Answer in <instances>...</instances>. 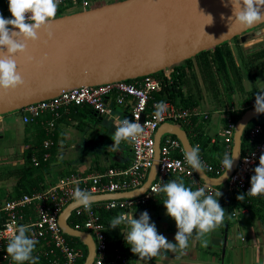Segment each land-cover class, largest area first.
<instances>
[{
  "label": "water",
  "instance_id": "1",
  "mask_svg": "<svg viewBox=\"0 0 264 264\" xmlns=\"http://www.w3.org/2000/svg\"><path fill=\"white\" fill-rule=\"evenodd\" d=\"M207 15L213 18L211 24ZM232 15L230 0H121L53 18L47 29L38 31L37 40L27 42L25 53L13 57L25 83L15 90H0V117L54 98L72 87L128 81L163 72L236 37L245 43L249 40L248 31L264 24L261 21L240 26L229 20ZM49 30L53 34L51 38L47 35ZM4 54L6 49L0 51V57ZM28 56L32 59H27ZM261 115L264 113H256L253 107L236 122L232 153L237 157L230 171L214 177L203 168L200 172L194 170L196 174L213 185H224L242 156L244 130L252 119ZM3 133L0 130V137ZM166 134L177 137L185 153L194 148L183 127L173 123L161 125L155 134L154 163L144 185L128 192L94 195L92 202L144 194L158 173L162 139ZM224 198L223 253L230 220V193L224 192ZM78 206L76 201L68 204L59 216V223L67 235L78 238L86 246L84 264H92L93 236L69 224Z\"/></svg>",
  "mask_w": 264,
  "mask_h": 264
},
{
  "label": "built area",
  "instance_id": "2",
  "mask_svg": "<svg viewBox=\"0 0 264 264\" xmlns=\"http://www.w3.org/2000/svg\"><path fill=\"white\" fill-rule=\"evenodd\" d=\"M94 0H61L56 17L63 15L64 9L80 7V10L93 8ZM79 11V10H77ZM72 13V12H71ZM0 14H10L8 6L0 7ZM67 14V13H66ZM172 66L163 71L162 77L153 75L135 79L133 83L117 81L95 86L72 87L63 90L58 96L31 104L19 110L25 124L36 122L43 114H51L46 122L48 138L43 142L45 148L53 144L50 135L56 127L57 120L62 116L64 109L72 105H89L100 116L113 119L118 125L127 118L139 123L144 129L136 141H128L133 152V160L126 167H111L102 173L71 174L59 178L55 183L33 194H23L18 198L6 200L0 207L3 218L0 222V254L3 264H15L6 248L9 240L15 234L19 225L29 228L28 235L38 241L34 257H38L37 264H77L85 257L83 247L72 245L67 234L59 223V216L64 208L74 202L73 192L76 187L88 191L91 196L122 193L138 189L146 182L150 169L155 159V134L158 128L165 123L193 126L195 118H209V112L203 107H183L170 101H160L154 98V94L162 90L166 81L172 80L176 71ZM118 105L130 107V111L123 118H119L114 112L110 101ZM163 105L164 112L157 117L155 113L158 106ZM255 97L251 98L241 107L231 108L227 116L226 125L222 130L227 143V151L232 153L233 139L236 122L230 116L231 112L253 108ZM250 149L242 154L236 169L227 182L222 186H216L201 179L185 161V152L181 141L168 134L162 139L161 158L159 160L158 173L150 184L148 190L137 197L100 200L91 203V210L86 211L83 206H78L72 213L73 223L69 224L76 230L89 232L95 241V256L92 264H129L130 258L117 247L113 254L109 252V225L102 220L101 211L119 210L120 214L132 216L133 210L144 205L158 194L154 191L159 186L167 183L172 175L186 177L198 188L204 187L207 194L216 192L246 193L251 187L250 178L254 175V168L259 162V157L264 154V126L254 124L247 132ZM199 147L197 144L195 147ZM181 152L182 157H175L174 153ZM50 153L44 155L48 159ZM205 171H213L221 175L226 169L222 163L218 166L210 164L201 156ZM35 165L40 164L37 156H34ZM247 195V194H245ZM248 196V195H247ZM252 197V196H250ZM31 208V212L27 211ZM233 217L238 213L233 212ZM127 226L125 224H122ZM127 232V231H126ZM29 264V262H24Z\"/></svg>",
  "mask_w": 264,
  "mask_h": 264
},
{
  "label": "crops",
  "instance_id": "3",
  "mask_svg": "<svg viewBox=\"0 0 264 264\" xmlns=\"http://www.w3.org/2000/svg\"><path fill=\"white\" fill-rule=\"evenodd\" d=\"M117 1L121 0H94L93 6L96 4V7H99ZM7 6L8 0H0V7L5 8ZM259 39L260 40H258L257 43H260V45L257 48L251 49L250 51L245 50L246 47H248L247 44L249 42H241L245 53L240 61L234 60L235 69H238L242 62L259 63L258 66L264 64V37L262 36ZM195 65H197L196 61ZM180 66L186 67L184 63H181ZM261 90H264V87L258 92ZM184 92L186 96H190L192 99L194 98L198 100L201 107L205 106L201 103L199 98L193 96L194 94H187L185 88ZM256 94L250 93L248 98H254ZM247 101L248 100H245V102H242L238 107L243 106L247 103ZM110 104L114 108V112L119 118H123L130 111V107L118 105L112 100L110 101ZM73 106L75 105L63 110L62 116L57 120L56 127L50 135L53 145L56 142L58 146L56 151H53L49 154L50 156L45 164L40 162L39 165H34L35 163L33 158L36 156L34 155L31 160V163L34 166L27 164L26 150L32 149L34 152L37 150V144L41 141L39 139L41 137V133L38 129L40 126H42L47 134L46 122L51 118V114H43L36 122L32 124H25L19 111L8 113L0 117V130L4 131L3 136L0 137L1 204H3L8 199H14L20 196L18 182L20 184L21 178L25 175L30 176L31 181L29 180V184L39 182V187L41 186L43 187L42 189H44L55 183L63 176H68L75 173L83 175L96 172L102 173L111 167H126L131 164L133 160V152L130 143L128 141H122L118 146L113 147V141L112 145L105 148V150L101 152L97 161L82 155L81 157H83L84 160L81 164L76 165L75 168L77 170L71 169L70 165H67V160L71 161L73 160V157L64 151V144L62 143L66 139L71 138L72 135H77V133H74L73 124H75L74 122H77L76 120L78 118L76 119L72 115L71 108ZM231 108L237 107L220 108L216 110L215 114H210V112L207 110L209 112V118H199L203 121L204 134L211 138V144L215 140L223 138L222 130L226 125L227 116ZM203 109L206 110L204 107ZM80 111L81 114L79 117H84L85 114H88L89 112L82 106ZM94 115L100 120H111L112 124L115 126V128H117L118 124L113 119L100 116L97 113ZM76 124H78L77 126L81 125L80 122ZM186 127L193 129L192 126ZM70 132L72 133L69 134ZM79 135L82 134L79 133ZM167 135L168 134L165 136ZM83 137L86 138V142H88L90 139L87 138V134ZM46 138H48V135ZM46 138H44V140ZM105 139V136L100 138V140ZM59 146L61 147L59 148ZM258 164L259 162L256 164V166H258ZM187 179L188 178L186 177L172 175L168 178V182L171 180H182L184 184L189 187L188 182L191 180L188 179V182H186ZM189 185L194 186V190L197 189L193 183H190ZM34 189H37V186H34ZM235 194L236 193H230L231 202L233 201ZM254 198L255 197H252V199ZM164 199H166L165 195L163 193H158L155 199L150 201L152 202V206L147 212L150 216V222L155 223L158 234H162L167 237L169 241L174 242V236L177 231V227L174 219L166 214V208L163 204ZM144 211H141V213ZM29 212H31V210ZM233 212H237L238 215L237 217H233V215L230 216L228 237L224 253L223 247L225 242V220L220 227L204 237V239L208 240L206 247L201 245V240L197 239L196 235L194 234L189 240V247L183 252H181L179 249H177L176 252L162 250L160 255L153 257L150 260L141 259L137 255H134L129 257V264H264V195L258 196L252 207L247 206L235 208ZM132 216L136 219L139 218L135 216V209L132 212ZM128 230V226H124L122 224L114 229L109 228L110 232L113 234L117 232L121 236H124ZM0 264H2L1 260Z\"/></svg>",
  "mask_w": 264,
  "mask_h": 264
},
{
  "label": "clouds",
  "instance_id": "4",
  "mask_svg": "<svg viewBox=\"0 0 264 264\" xmlns=\"http://www.w3.org/2000/svg\"><path fill=\"white\" fill-rule=\"evenodd\" d=\"M60 3L61 0H8L11 18H5L0 14V51L6 49V54L0 57V90L7 92L24 85L25 81L13 57L17 53H25L27 42L37 40L40 29H47L56 16ZM230 3L233 15L229 20L234 24L247 27L264 21V0H230ZM207 16L208 24H211L213 18L211 15ZM47 35L51 38L53 34L49 30ZM27 59L31 60L32 57L28 56ZM254 109L258 114L264 113V90L256 94ZM163 112L164 107L160 105L155 115L159 117ZM143 131L139 123L125 118L117 126L112 137L113 147L118 146L122 141H136ZM236 157L234 152L224 154L222 165L226 172L232 169ZM185 161L198 172L205 167L198 146L185 153ZM253 171L254 175L250 178L251 187L246 193L239 194L238 200H243L245 194L252 197L264 195V154L260 155L259 164ZM154 191L163 193L166 197L163 201L166 214L174 219L177 227L174 242L158 234L156 225L150 222L147 211L142 212L138 219L120 214L113 218L109 225L112 229L121 224L128 226L129 230L124 234L125 241L130 246L131 252L141 259L150 260L160 255L162 250L176 252L179 249L183 252L189 247V240L194 234L201 240V245L206 247L208 240L204 237L224 223L225 210L217 199L222 195L220 191L209 195L204 187L193 190L182 180H171ZM73 199L86 211L91 210L92 199L88 191L76 187ZM28 232L27 226L19 225L7 244L6 251L15 264L38 262L39 258L32 255L38 241L31 238Z\"/></svg>",
  "mask_w": 264,
  "mask_h": 264
},
{
  "label": "rangeland",
  "instance_id": "5",
  "mask_svg": "<svg viewBox=\"0 0 264 264\" xmlns=\"http://www.w3.org/2000/svg\"><path fill=\"white\" fill-rule=\"evenodd\" d=\"M96 6L95 4L93 7ZM80 9V7H69L67 10L64 9L62 14L75 12ZM4 17L11 18L10 14H6ZM261 26H264V24ZM261 34L262 32L259 30L257 34L255 32L252 35L255 37ZM247 43L248 47H246V51L257 48L260 45V43L255 41H247ZM227 44L229 45L222 47L225 53V60L228 64L226 71L222 68L220 58H217L216 49L213 48L193 59L189 68L186 69L187 72H185L183 79L187 94H194L193 96L199 98L201 103L205 105L203 107L210 114H215L216 110L220 108L238 107L245 100L251 99L248 98L250 93L256 94L264 87V64L258 66L259 63L242 62L238 69H234L232 67L231 56L235 61H240L245 51L239 37L230 40ZM226 48L232 51L231 55H228V49ZM195 61L197 65H195ZM184 65L187 66V63L184 62ZM76 121L73 124V128L74 133H77V135H72L71 138L66 139L62 143L64 144V151L73 157V160H71L72 158L70 159L71 161L67 160V165H70V168L74 170H77L75 168L76 165L81 164L84 160L81 157L82 155L97 161L101 152L113 144L112 137L116 131L111 120H100L91 112L85 114L84 117H78ZM78 122L81 123L80 126H77L78 124L76 123ZM79 133L82 135H79ZM86 134L87 138H90L88 142L83 137ZM103 136L106 139L100 140Z\"/></svg>",
  "mask_w": 264,
  "mask_h": 264
},
{
  "label": "trees",
  "instance_id": "6",
  "mask_svg": "<svg viewBox=\"0 0 264 264\" xmlns=\"http://www.w3.org/2000/svg\"><path fill=\"white\" fill-rule=\"evenodd\" d=\"M225 45H228L227 42L215 47L216 54L218 56L217 58H220V61L222 63V68L225 69L224 71H226V68L228 67L227 61L225 60V53L222 49V47ZM226 49H228V48H226ZM205 52L206 51L201 52L196 57L202 55ZM231 53H232V51L228 49V55H231ZM193 59L194 58L186 61V63H187L186 67H181L180 65L175 66L176 71L172 75V80L166 81L162 87V90L160 92L154 94L155 99L160 100V101H170V102L176 103L178 105H181L183 107H194V106L199 105L198 100H196L194 98L192 99V97H190V96L189 97L186 96L185 92H184L183 79L185 76V72H187L186 69L189 68ZM231 60H232V67L235 69V67H234L235 64L233 61L234 59L232 56H231ZM153 76L162 77L163 72H159L157 74H154ZM135 81L136 80L134 79V80H128L127 82L133 83ZM81 106L86 108L89 112H91L93 114L96 113L93 110V108L89 105H75L71 108V110H72L73 117L76 119L81 114V111H80ZM245 112L246 111H244V110L231 112L230 116L232 117V119L235 122H237L244 115ZM257 123H260L264 126V115H261V116H258L256 118L252 119L251 122L246 127V129L244 130L243 135H242V154H245L250 149V143H249L248 138H247V132L254 124H257ZM192 128L193 129H189V127L188 128L185 127V130L188 133V136H189L193 146L195 147L197 144L199 145L200 157L201 156L205 157V159L210 164H212L214 166H218L220 163H222L223 156L227 151V143H226L224 137L215 140L211 144V138L204 134L203 121L200 120L199 118H195L193 120ZM38 130L41 133V137L39 138L41 141L37 144V150L35 152L32 149L26 150V161H27V164H31V166L33 165L31 163V160H32V157L34 155H36L39 158L41 163L45 164L48 159L45 160L44 155L46 153H51L53 151H56V149L58 147L56 142H55V144L54 145L52 144L53 146H51L50 148H45L43 145V140H44V138L47 137L46 131L44 130V128L42 126H40V128ZM174 156L175 157H182L183 154L181 152H176V153H174ZM207 173L210 176H214V177L219 176L216 172H213V171L207 170ZM29 180L31 181L30 176L25 175L24 177L21 178L20 184L18 182V188H19V195L20 196L23 194H33L35 192L42 190L43 187H41V186L39 187V182L29 184V182H30ZM186 182H188V179L186 180ZM188 183L190 184L192 182L190 181ZM189 184H188V186L194 190V186L189 185ZM34 186L35 187L37 186V189H34ZM221 193H222V195L219 198L217 197V199H218V202L220 203V205L223 207L225 198H224V192H221ZM239 194H241V193H236L233 201L231 202L230 216L232 215L235 208H242V207H247V206L252 207L255 200L258 197V196H256L254 199H252V197L244 195L243 200H238L237 196ZM1 206H2V204L0 202V207ZM151 206H152V202H148L144 205L137 206L135 208V216H137V218H138L141 214V211H144V210L148 211L151 209ZM30 210H31L30 208H27L28 212ZM119 213H120L119 210H111V211L103 210V211H101L102 220L108 225V224H110V221L113 218H115L119 215ZM2 219L3 218L1 217V214H0V222L2 221ZM73 219H74V216L70 219L71 223H73ZM67 236H68V239L72 245L81 246L84 248L85 257L77 262V264H84L85 259L87 257V253H88L86 246L78 238L71 237L69 235H67ZM108 236H109V244L108 245H109L110 254H113L115 249L117 247H120L121 250L123 251V253L126 254L128 257L135 255L131 252L130 246L126 243L124 236H121L117 232H115L113 234L109 230H108ZM0 260H1V254H0Z\"/></svg>",
  "mask_w": 264,
  "mask_h": 264
},
{
  "label": "flooded vegetation",
  "instance_id": "7",
  "mask_svg": "<svg viewBox=\"0 0 264 264\" xmlns=\"http://www.w3.org/2000/svg\"><path fill=\"white\" fill-rule=\"evenodd\" d=\"M258 30H260L261 32H262V34L261 35H259V36H255L254 37V35H252V34H254L255 32H257ZM248 32H250L249 33V35H251V36H249L248 35V37H249V40L248 41H257V40H260L259 39V37L261 38L262 36L264 37V26H260V27H257V28H254V29H251V30H249ZM240 39V38H239ZM241 40V39H240ZM242 42V41H241ZM243 43V42H242ZM246 43V42H245Z\"/></svg>",
  "mask_w": 264,
  "mask_h": 264
}]
</instances>
